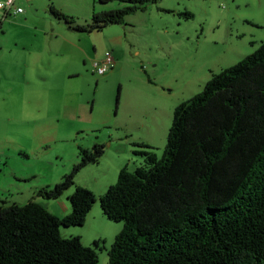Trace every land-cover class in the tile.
<instances>
[{"label": "rangeland", "instance_id": "1", "mask_svg": "<svg viewBox=\"0 0 264 264\" xmlns=\"http://www.w3.org/2000/svg\"><path fill=\"white\" fill-rule=\"evenodd\" d=\"M50 4L72 18V25L124 6L98 0H14L8 14L0 10V143L9 157L5 174L36 175L11 186L0 200L20 206L33 201L34 189V194L50 189L79 161L78 148L101 146L96 163L80 168L73 186L56 200L44 199V205L51 202L61 211L63 203L69 209L67 197L74 187L90 191L94 202L84 223L67 228L78 231L84 247L101 240L96 264H106L122 223L102 215L98 197L115 183L119 169L131 172L143 165L137 152L159 159L173 109L198 94L212 74L264 41V0H159L126 15L122 24L90 33L53 18ZM16 8L19 13L13 12ZM184 12L191 18H183ZM106 51L114 65L97 76L90 61ZM23 108L28 115L20 120ZM107 224L115 227L111 234ZM67 228L59 227L62 238L69 237ZM99 232L102 238H92Z\"/></svg>", "mask_w": 264, "mask_h": 264}, {"label": "trees", "instance_id": "2", "mask_svg": "<svg viewBox=\"0 0 264 264\" xmlns=\"http://www.w3.org/2000/svg\"><path fill=\"white\" fill-rule=\"evenodd\" d=\"M112 1L124 6L92 13L82 25H72L51 4L48 11L90 33L122 24L126 15L159 0H98ZM101 153L99 145L78 148L79 161L35 196L56 200ZM137 154L143 165L119 169L98 197L102 215L122 223L106 264H264V41L173 109L159 159L145 150ZM67 200L70 212L60 218L32 200L0 204V264H96L101 240L84 247L58 230L81 226L94 196L74 187Z\"/></svg>", "mask_w": 264, "mask_h": 264}, {"label": "crops", "instance_id": "3", "mask_svg": "<svg viewBox=\"0 0 264 264\" xmlns=\"http://www.w3.org/2000/svg\"><path fill=\"white\" fill-rule=\"evenodd\" d=\"M26 115H28V114H27L25 108L19 110L18 116H19L20 120L21 119L24 120ZM15 152L18 153V150H15ZM8 158L9 157H8V155H6V152L4 150V145L2 143H0V196L3 192L9 191V188L11 186H14V184L16 187H18L20 184H23V183H26L27 181H29V178H34L36 176L35 174H32V173H30V174H26V173L17 174V173L11 172L8 175L5 174V167L7 165V159ZM8 176H10V177H8ZM40 186H44V185H40ZM24 188H22L20 191H17L18 193H16V195L21 194V192L23 191ZM34 190L32 191L31 198H33V201L35 200L36 202H38V204L41 205L44 209H46L50 214L54 215L55 217L60 218L62 216L67 215L70 212V208L68 209L67 206L63 205V203L62 204L60 203L61 211L54 209V207L52 206L54 204H51V202H45V205H44V199L34 197V195H35ZM26 196H28V195L26 194ZM29 200L31 201L32 199H29ZM5 202L6 201L0 200V204H5ZM8 202H9V203H7L8 205L16 204V201H8ZM16 205H18V204H16ZM48 208H51V211H49ZM106 228L109 229L108 234L109 233L111 234V232L113 230H115V227L109 226L108 224L106 225ZM67 229L68 230H66L65 233L68 235H66V236H69V237L75 236V237H78L79 239L81 238L79 233H76L78 231L69 230L70 228H67ZM100 234H102V235H100ZM103 236H104V233L99 232V233H95L94 237H92V238H102Z\"/></svg>", "mask_w": 264, "mask_h": 264}, {"label": "built area", "instance_id": "4", "mask_svg": "<svg viewBox=\"0 0 264 264\" xmlns=\"http://www.w3.org/2000/svg\"><path fill=\"white\" fill-rule=\"evenodd\" d=\"M14 0H0V10L3 15L9 13L13 7ZM13 12L19 13L20 9L16 8ZM114 65V59L111 52H104L98 59L90 61V68L93 74L97 76L104 75Z\"/></svg>", "mask_w": 264, "mask_h": 264}]
</instances>
